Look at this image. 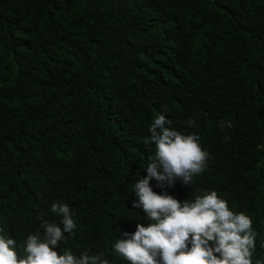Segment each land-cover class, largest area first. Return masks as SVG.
<instances>
[{"label":"trees","instance_id":"16d2710c","mask_svg":"<svg viewBox=\"0 0 264 264\" xmlns=\"http://www.w3.org/2000/svg\"><path fill=\"white\" fill-rule=\"evenodd\" d=\"M161 113L211 160L194 187L153 190H216L264 261V0H0V226L18 244L59 201L77 221L60 254L128 264L112 246L150 223L132 191Z\"/></svg>","mask_w":264,"mask_h":264},{"label":"clouds","instance_id":"9594fccd","mask_svg":"<svg viewBox=\"0 0 264 264\" xmlns=\"http://www.w3.org/2000/svg\"><path fill=\"white\" fill-rule=\"evenodd\" d=\"M187 123L195 126L194 120ZM170 125L165 114L154 117L149 132L156 150L149 156L147 175L133 184L132 192L138 198L133 207L142 208L150 223H138L134 233L123 232L113 251L128 264H254L258 233L253 230V220L244 212L231 210L216 190L199 189L194 200L183 202L153 190V179L161 186L180 181L194 187L196 178L210 166L211 155L202 138ZM219 127L233 124L221 121ZM50 211L59 221L44 219L42 213L40 228L30 232L22 244L0 226V264H111L104 252L84 250L75 255L64 250L60 254L56 249L67 244L65 234L75 235L76 214L69 204L59 201L51 204ZM255 264L264 261L257 259Z\"/></svg>","mask_w":264,"mask_h":264}]
</instances>
